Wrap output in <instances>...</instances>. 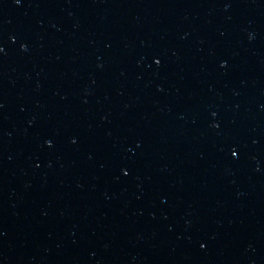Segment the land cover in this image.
Returning a JSON list of instances; mask_svg holds the SVG:
<instances>
[{
	"label": "water",
	"instance_id": "95a60500",
	"mask_svg": "<svg viewBox=\"0 0 264 264\" xmlns=\"http://www.w3.org/2000/svg\"><path fill=\"white\" fill-rule=\"evenodd\" d=\"M0 264H264V0H0Z\"/></svg>",
	"mask_w": 264,
	"mask_h": 264
}]
</instances>
